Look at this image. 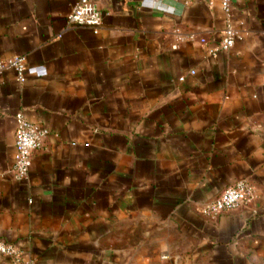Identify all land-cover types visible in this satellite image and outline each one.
<instances>
[{"label": "crops", "instance_id": "obj_1", "mask_svg": "<svg viewBox=\"0 0 264 264\" xmlns=\"http://www.w3.org/2000/svg\"><path fill=\"white\" fill-rule=\"evenodd\" d=\"M75 1L0 0V60H25L0 71V239L28 264H264V0H93L97 32ZM19 113L48 132L16 180ZM239 179L253 201L199 211Z\"/></svg>", "mask_w": 264, "mask_h": 264}, {"label": "built area", "instance_id": "obj_2", "mask_svg": "<svg viewBox=\"0 0 264 264\" xmlns=\"http://www.w3.org/2000/svg\"><path fill=\"white\" fill-rule=\"evenodd\" d=\"M222 7L228 11L229 0L222 1ZM102 14L93 0H76L70 14L67 16L69 24L87 26L94 32L100 28ZM238 31L227 21L220 32L218 44L208 51V54L215 56L219 51H228L233 45ZM175 44L184 41H198L201 45L206 43L204 37H198L194 32H182L175 29ZM4 68H13L19 82L24 81L25 60L22 56L15 55L0 60V71ZM192 73V72H191ZM180 81L183 77L178 78ZM47 129L39 124L28 121L22 114L16 116V129L14 136V157L11 166V173L14 179L21 180L26 177L31 165L33 152L42 145V140L47 134ZM255 186L245 179L236 180L226 187L216 198L203 203L199 211L207 216H213L222 212L232 211L241 206L249 204L256 198ZM0 255L12 258L15 264H28L21 261V251L13 244L0 239Z\"/></svg>", "mask_w": 264, "mask_h": 264}, {"label": "water", "instance_id": "obj_3", "mask_svg": "<svg viewBox=\"0 0 264 264\" xmlns=\"http://www.w3.org/2000/svg\"><path fill=\"white\" fill-rule=\"evenodd\" d=\"M123 1H129V2L130 1H132V2L134 1V2H138L139 0H113V3H118V4L119 3H124Z\"/></svg>", "mask_w": 264, "mask_h": 264}]
</instances>
